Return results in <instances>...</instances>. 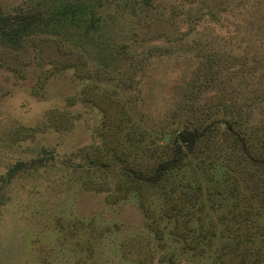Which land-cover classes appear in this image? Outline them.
Segmentation results:
<instances>
[{
  "label": "rangeland",
  "instance_id": "rangeland-1",
  "mask_svg": "<svg viewBox=\"0 0 264 264\" xmlns=\"http://www.w3.org/2000/svg\"><path fill=\"white\" fill-rule=\"evenodd\" d=\"M0 264H264V0H0Z\"/></svg>",
  "mask_w": 264,
  "mask_h": 264
},
{
  "label": "trees",
  "instance_id": "trees-1",
  "mask_svg": "<svg viewBox=\"0 0 264 264\" xmlns=\"http://www.w3.org/2000/svg\"><path fill=\"white\" fill-rule=\"evenodd\" d=\"M61 6H64V7H62V8H64V10L61 12V11H59V10H55V12H52V11H50V12H52V13H47V20L48 19H60V18H62L63 17V13L65 14L66 13V8H69V4H66V3H63V4H60ZM58 12V16H55V14ZM55 16V17H54ZM64 20H65V18H62V19H60V20H58V24L59 23H61V25L63 26L64 25ZM22 21V23H20L19 25H21L20 27H19V33L22 35V32L24 33V35H31V34H33V28H28L27 26H25V25H22L23 23H24V18H21L20 19V21L19 22H21ZM48 24H51L50 22H48Z\"/></svg>",
  "mask_w": 264,
  "mask_h": 264
}]
</instances>
